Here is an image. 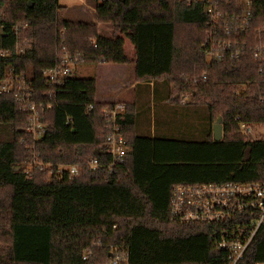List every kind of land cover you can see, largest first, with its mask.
Masks as SVG:
<instances>
[{"label":"trees","instance_id":"trees-1","mask_svg":"<svg viewBox=\"0 0 264 264\" xmlns=\"http://www.w3.org/2000/svg\"><path fill=\"white\" fill-rule=\"evenodd\" d=\"M0 1V52H9L0 55V74L12 67L31 79V100L42 104L46 125L35 139L27 129L31 112L20 109L14 93L0 92V264H225L228 252L216 245L223 226L177 220L171 195L177 184L264 182V136L253 135L264 125V61L253 55L264 43V31L257 33L264 0H252L247 32L215 34L246 41L241 55L213 60L203 0H96V21L66 19L59 0ZM217 6L239 14L234 0ZM97 22L111 25L113 35L101 33ZM16 23L28 27L17 35ZM124 37L135 46V77L153 82L154 99L160 89L176 102L191 96L207 116L203 131L186 122L145 134L136 127L135 106L124 102L121 127L130 151L115 160L102 108L121 101H98L95 76L74 73L52 86L42 72L64 50L83 54L78 66L128 63ZM18 40L29 44L16 48ZM218 117L220 141L213 134ZM34 154L54 166L79 164L80 174L52 177L33 165ZM251 250L249 263L264 262V223Z\"/></svg>","mask_w":264,"mask_h":264},{"label":"built area","instance_id":"built-area-1","mask_svg":"<svg viewBox=\"0 0 264 264\" xmlns=\"http://www.w3.org/2000/svg\"><path fill=\"white\" fill-rule=\"evenodd\" d=\"M203 1L206 14L210 16L213 24L209 32L208 59L239 57L243 47L247 44L246 41L216 38L215 34L222 31L237 36L247 32L253 20L252 0H234L239 14L222 11L217 6L218 3L229 4L233 0ZM3 14V4L0 1V21ZM27 27V24L16 23L11 26V29L18 35L20 29ZM263 31L264 26L258 29L259 38ZM27 44H29L28 40H24L22 44L18 40L16 48L19 45L21 47ZM8 54V51L0 52L1 56ZM253 55L259 61H264L263 42L260 41L253 48ZM82 56L81 53L70 54L64 50L59 55L58 63L42 72L47 84L62 85L67 77L75 73V67L80 63ZM33 90L31 79L16 75L12 67H6L3 75L0 74V92L14 93L20 109L31 112L27 129L35 139H41L46 133V125L41 122L38 114V108L42 107V104L38 105L31 100ZM49 94L51 93L49 92ZM190 98L191 96L182 97L184 103L188 102ZM48 107H51V104ZM102 112L108 122L106 136L108 152L115 160H122L130 151L121 127L126 105L124 102H117L113 106L105 105ZM245 127V124H242V128ZM248 132L251 131L248 130ZM33 165L36 168L48 169L52 177L58 178L73 177L79 175L81 171L79 164L54 166L52 163L40 160L37 154L33 155ZM90 165L95 169L97 162L92 161ZM170 211L172 216L181 222L221 224L223 227L216 245L219 249L228 252V260L225 264H264L261 261L249 263L253 241L260 226L264 223V182L177 184L172 190ZM83 259L85 260L86 256H83ZM119 260L120 256H117L113 258V263H117Z\"/></svg>","mask_w":264,"mask_h":264},{"label":"crops","instance_id":"crops-1","mask_svg":"<svg viewBox=\"0 0 264 264\" xmlns=\"http://www.w3.org/2000/svg\"><path fill=\"white\" fill-rule=\"evenodd\" d=\"M87 10V4H85L84 7H82V12L84 14L89 13ZM124 39L125 52L130 61L122 64H132L134 67V74H130V78L132 80L127 83L129 96L127 98H114L100 101L98 100L96 94V99L105 103L116 101L131 103L135 106L137 114L136 127L139 132H143L145 134L150 133L154 135L156 129L158 128L161 133H167L173 125H178L179 123L186 124V122L201 126L203 131L205 116H207V113L203 107L190 103L192 102V97L186 103L183 102L182 98L180 102H176L173 101V98H169L168 91H162V89H160L159 92H157V99H154L153 82L143 83L137 81L135 77V46L129 38L124 37ZM128 41L130 42L129 51L126 49ZM201 135L203 140L204 133L202 132Z\"/></svg>","mask_w":264,"mask_h":264},{"label":"rangeland","instance_id":"rangeland-1","mask_svg":"<svg viewBox=\"0 0 264 264\" xmlns=\"http://www.w3.org/2000/svg\"><path fill=\"white\" fill-rule=\"evenodd\" d=\"M96 0H59V5L62 7L63 15L69 20H84L96 21L94 6ZM87 4V11L84 14L82 7ZM100 24V25H99ZM98 29L101 33L112 36L114 28L111 25L97 22ZM100 26V27H99ZM119 32L115 33L118 34ZM121 35V34H120ZM127 51L130 50V42L126 44ZM75 73L78 76H95L97 79V98L100 101L127 98L128 84L130 74H134V67L132 64L122 63H99V64H81L75 67ZM127 90V91H126ZM215 123V122H214ZM254 136H264V125L259 126Z\"/></svg>","mask_w":264,"mask_h":264},{"label":"water","instance_id":"water-1","mask_svg":"<svg viewBox=\"0 0 264 264\" xmlns=\"http://www.w3.org/2000/svg\"><path fill=\"white\" fill-rule=\"evenodd\" d=\"M204 13H206V7H204ZM0 33L4 35L2 30H0ZM213 134H214V139L216 141L222 140L224 135V129H223V123L221 117H218L216 122L213 124Z\"/></svg>","mask_w":264,"mask_h":264}]
</instances>
